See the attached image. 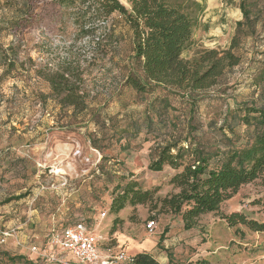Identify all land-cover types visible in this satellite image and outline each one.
I'll list each match as a JSON object with an SVG mask.
<instances>
[{"label":"rangeland","instance_id":"374dc122","mask_svg":"<svg viewBox=\"0 0 264 264\" xmlns=\"http://www.w3.org/2000/svg\"><path fill=\"white\" fill-rule=\"evenodd\" d=\"M205 1L196 46L186 59L202 50L226 51L238 37L235 52L241 63L201 95L194 114L196 138L216 147L224 146L227 136L240 147L245 126L236 127L237 136L227 130L223 135L221 129L228 111L243 104L264 106V0H250L255 31L238 29L244 22L241 0ZM76 12L58 0H0V46L13 47L17 54V69L0 81V264H78L57 243V236L77 222L99 237L101 261L108 264H129L117 258L142 253L159 264H264V233L231 228L217 214L205 216L191 231L182 228L179 217L159 216L150 231L153 215L140 206L122 212L124 223L111 231L116 186L133 181L142 190L160 188V197L174 192L169 186L174 170H149L159 140L147 133L144 121L152 116L157 122L155 100L169 97L176 109L170 115L181 125L193 115L166 89L138 94L127 86L126 78L138 75L139 66L133 32L123 17L113 15L87 36L75 23ZM65 63L78 68L86 113L76 114L48 98L51 86L45 76ZM188 130L186 124L180 131L185 137ZM259 200H264L260 180L241 188L221 214L241 213L264 223Z\"/></svg>","mask_w":264,"mask_h":264},{"label":"trees","instance_id":"16d2710c","mask_svg":"<svg viewBox=\"0 0 264 264\" xmlns=\"http://www.w3.org/2000/svg\"><path fill=\"white\" fill-rule=\"evenodd\" d=\"M127 8L120 0H58L64 7L77 9L75 23L84 35H91L100 24L107 23L115 14L123 17L133 32V55L139 66V74L126 78V84L138 94L153 93L166 89L170 95L179 97L182 104L191 107L187 123V136H183L176 111L169 97L157 98L152 116L144 121L146 131L159 140L153 148V159L149 165L152 172H162L166 167L175 171L169 186L173 193L160 197V188L142 190L137 182L118 185L112 192L109 213L114 219L112 232L118 224L122 211H136L140 206L149 207L152 221L159 216H175L182 221V228L191 231L208 215L217 214L231 227L244 226L254 233H264V223L248 219L241 213L221 214L224 203L231 200L241 188L257 181L264 188V106L243 104L228 111L221 129L226 135H236L238 126L248 130L243 146L237 147L226 138L224 146H212L197 140L199 127L194 125V114L201 95L217 87L234 68L241 63L236 55L239 38L236 37L226 51L202 50L191 59L186 55L196 44L195 34L200 28V19L207 4L205 0H126ZM240 10L244 22L238 23L255 31L257 21L252 18L250 0H241ZM24 14H18L23 16ZM16 22V21H15ZM0 46V81L17 69L15 48L7 50ZM78 68L65 63L56 72L45 76L51 86L52 99L62 108L72 109L76 114L88 110L87 96L82 91L83 80ZM264 84V72L260 79ZM157 106V107H156ZM137 132L143 126H135ZM237 136V135H236ZM115 137V134L114 136ZM122 137V136H121ZM256 204L264 205V200ZM78 223L73 224V227ZM85 225V224H84ZM67 227V228H69ZM66 229V228H65ZM18 259H23L19 257ZM129 264H159L150 254L142 253L130 257ZM195 264H210L201 260Z\"/></svg>","mask_w":264,"mask_h":264},{"label":"built area","instance_id":"2783aa9c","mask_svg":"<svg viewBox=\"0 0 264 264\" xmlns=\"http://www.w3.org/2000/svg\"><path fill=\"white\" fill-rule=\"evenodd\" d=\"M103 217H105V214H103ZM155 227V221L148 223L150 231H153ZM99 241V237L82 223L64 229L57 236V243L61 246V249L71 255L78 264H108L101 261ZM117 259L122 262L130 261V257L126 254H121Z\"/></svg>","mask_w":264,"mask_h":264},{"label":"crops","instance_id":"0c3cea01","mask_svg":"<svg viewBox=\"0 0 264 264\" xmlns=\"http://www.w3.org/2000/svg\"><path fill=\"white\" fill-rule=\"evenodd\" d=\"M126 210H127V209H126ZM126 210H124V211H126ZM124 211H122V212H124ZM122 212H121V213H122ZM121 213H120V214H121ZM114 219H115V217H113V220H112V221H114ZM121 219H123V218H121ZM123 220H124V219H123ZM129 257H130V256H129Z\"/></svg>","mask_w":264,"mask_h":264}]
</instances>
